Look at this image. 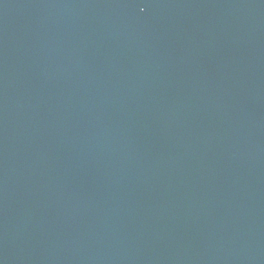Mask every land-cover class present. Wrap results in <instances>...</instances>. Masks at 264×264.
Masks as SVG:
<instances>
[{
    "label": "water",
    "instance_id": "water-1",
    "mask_svg": "<svg viewBox=\"0 0 264 264\" xmlns=\"http://www.w3.org/2000/svg\"><path fill=\"white\" fill-rule=\"evenodd\" d=\"M0 264H264V0H0Z\"/></svg>",
    "mask_w": 264,
    "mask_h": 264
}]
</instances>
